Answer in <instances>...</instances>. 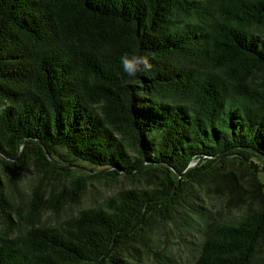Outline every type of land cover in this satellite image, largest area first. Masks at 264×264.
<instances>
[{
	"label": "trees",
	"instance_id": "obj_1",
	"mask_svg": "<svg viewBox=\"0 0 264 264\" xmlns=\"http://www.w3.org/2000/svg\"><path fill=\"white\" fill-rule=\"evenodd\" d=\"M262 155L264 0H0V264H264Z\"/></svg>",
	"mask_w": 264,
	"mask_h": 264
},
{
	"label": "rangeland",
	"instance_id": "obj_2",
	"mask_svg": "<svg viewBox=\"0 0 264 264\" xmlns=\"http://www.w3.org/2000/svg\"><path fill=\"white\" fill-rule=\"evenodd\" d=\"M26 174H27L26 177L30 179L33 175V172L31 170H28ZM259 178L264 184V173L263 172L259 173ZM52 182L55 186H58V182L56 181H52ZM123 183H127V181L123 180ZM46 184L47 183H43L42 187L45 188ZM134 184L145 185L146 180L140 179V180L135 181ZM118 188H119V185L114 184L112 182H108L104 178H101L99 180H95V179L88 180L83 192L77 195L74 201H70L66 203L64 205V209H62L61 212L63 216H69V215L76 214L78 210L86 206H89L91 204H97L98 202L102 200L103 197L109 194H112ZM43 192L45 193V196L48 195V191L44 190ZM22 197L25 199L28 198V194L26 191H24V189L22 191ZM216 201H217L216 199H212L213 203H215ZM207 206L210 207L209 205ZM210 208L214 209L213 206H211ZM221 213L228 215L229 213H237V210L225 211L222 209ZM41 214H42L41 216L42 221H47V222L52 223L56 220V217L51 214L50 210H46ZM201 228H202V225H200L198 229L192 233V235L188 236L189 240H191L192 242L187 241L186 244L181 241L180 237H178L177 232L175 235L169 236L170 242L168 243L170 246H173L172 251L174 252V257L176 260L175 264H192L195 256L198 254L199 242L202 238L201 237L202 234H200L201 232H199Z\"/></svg>",
	"mask_w": 264,
	"mask_h": 264
},
{
	"label": "clouds",
	"instance_id": "obj_3",
	"mask_svg": "<svg viewBox=\"0 0 264 264\" xmlns=\"http://www.w3.org/2000/svg\"><path fill=\"white\" fill-rule=\"evenodd\" d=\"M123 72L129 77H134L138 73L150 72L153 65L151 59L147 55L142 54H124L120 57Z\"/></svg>",
	"mask_w": 264,
	"mask_h": 264
},
{
	"label": "water",
	"instance_id": "obj_4",
	"mask_svg": "<svg viewBox=\"0 0 264 264\" xmlns=\"http://www.w3.org/2000/svg\"><path fill=\"white\" fill-rule=\"evenodd\" d=\"M43 148L45 149V147L43 146ZM46 152V155H47V157L50 159V160H52V157L49 155V153L47 152V151H45ZM261 155V154H260ZM263 156V155H262ZM264 157V156H263ZM196 164V162H191L188 166H187V168L184 170V171H182L179 175L181 176V175H183V174H185L187 171H189L190 169H191V167H193L194 165ZM77 167H79L80 169H82V170H88V169H85L84 167H81V166H77Z\"/></svg>",
	"mask_w": 264,
	"mask_h": 264
}]
</instances>
